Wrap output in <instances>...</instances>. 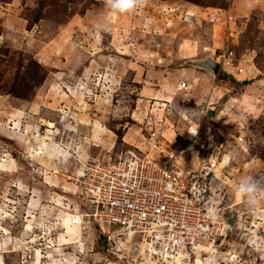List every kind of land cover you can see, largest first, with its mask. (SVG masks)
<instances>
[{"label":"rangeland","instance_id":"374dc122","mask_svg":"<svg viewBox=\"0 0 264 264\" xmlns=\"http://www.w3.org/2000/svg\"><path fill=\"white\" fill-rule=\"evenodd\" d=\"M229 51L240 71L222 66ZM155 69L189 89L151 102ZM203 104L185 142L184 109ZM144 158L184 193L201 169L204 197L175 204L169 229L105 223L90 183ZM245 176L264 186V0H139L125 13L107 0H0V264H264V191L253 214L236 193ZM196 218L200 232L180 226Z\"/></svg>","mask_w":264,"mask_h":264},{"label":"built area","instance_id":"2783aa9c","mask_svg":"<svg viewBox=\"0 0 264 264\" xmlns=\"http://www.w3.org/2000/svg\"><path fill=\"white\" fill-rule=\"evenodd\" d=\"M220 57L223 67H237L233 61V51L222 54ZM241 69L237 67V71ZM178 89L188 90L189 83L186 80L180 81ZM193 129L196 130L195 135L191 133ZM198 131V122L190 124L187 128L189 138L185 142L195 138ZM169 155L172 157L174 153ZM133 156L138 158L135 154ZM201 171L200 169L198 173L191 174V187L184 193L180 191L177 184L179 182L175 180L170 169L150 160L145 161V158L134 159L125 162L122 167L114 166L106 169L102 174L105 178L102 177L101 182L90 183L88 194L93 196L94 200L91 201L89 207L95 205L94 209L99 217H103L102 220L109 225H117L119 229L134 228L138 232H149L152 226L162 227L163 230L166 227L169 229L176 222L177 207L175 204H181L187 198L204 197L202 186L206 184V174H202ZM201 209L193 208L192 212L197 210V213H200ZM192 223L191 226L186 223L180 226L192 227L197 232L203 228L200 218H196Z\"/></svg>","mask_w":264,"mask_h":264},{"label":"crops","instance_id":"0c3cea01","mask_svg":"<svg viewBox=\"0 0 264 264\" xmlns=\"http://www.w3.org/2000/svg\"><path fill=\"white\" fill-rule=\"evenodd\" d=\"M142 22H143V24L145 25V26H147L148 28H152L153 27V24H152V20H142ZM86 30H88V29H86ZM153 30V29H152ZM159 30V29H158ZM89 32L92 34V30L91 29H89ZM150 32V31H149ZM102 34H103V32H101ZM144 34V33H143ZM153 35L155 36V38H157L158 37V34H151L150 33V36L151 37H153ZM109 36V35H108ZM157 36V37H156ZM182 40V44L184 45V46H186L187 44V42L189 41V39H188V37H183V38H181ZM186 40V41H185ZM185 41V42H184ZM191 49H193L192 47H191ZM191 49H189V50H187L186 51V57H191V53L193 54L194 52H191ZM190 51V52H189ZM103 53H101V55L99 54L98 56L97 55H93L90 59H91V62L93 61V60H97V59H99V56L101 57V56H103L102 55ZM163 57V56H162ZM90 62V64L89 65H87L86 67H85V71H87V69H91V65H92V63ZM190 66H191V64H189ZM190 71L192 70V68H188ZM150 72V74L152 73L153 75H155V78L153 79V82H149L148 81V83H151V86H148V88L146 89L147 91H148V95H146L147 97H149L150 98V101L151 102H156V101H154V100H157V99H162V104H167V102L172 98V94L176 91V90H178L177 88V85H176V82H174V84L171 86L169 83H170V81L167 83V84H165V82L164 83H161L160 82V77L161 76H163V70L162 69H155V70H153V71H149ZM192 72V71H191ZM204 72V71H203ZM194 79V81L196 80H198V77H196V79L195 78H193ZM163 82V81H162ZM170 86V87H169ZM217 87V85L215 86V88ZM145 88V87H144ZM191 97H192V99H194V102H195V104H198L199 105V103H202V99H203V97L201 96V94H197V95H195V94H192L191 95ZM198 98V99H197ZM70 99V98H69ZM20 101V103L21 104H23V105H25L24 103L26 102V100H19ZM70 101H72L71 99H70ZM203 102H205V101H203ZM27 103V102H26ZM198 105H195L194 107H192V108H190V107H186L185 109H184V112H183V116H184V118H186V119H189L188 121L190 122V123H199L200 122V119L202 118V117H204V115H205V113H206V109H207V105L205 106L204 104H203V106H201V108L198 106ZM63 106H66L67 107V105L66 104H63L62 105V109L68 114L69 113V110L68 109H66L65 107H63ZM28 109V103H27V108H26V110ZM61 109V107L58 109V111ZM187 110L188 111H190V110H193L194 112L193 113H187ZM60 112V111H59ZM75 113V112H74ZM197 115H201V116H199V118L198 117H196ZM60 117H61V113H60ZM192 117V119H190ZM219 117V116H218ZM226 120V119H225ZM225 120H223V121H220L219 120V118H217V115H216V117H214L213 118V121L214 122H218L217 123V128H221V126H222V123H224L225 122ZM39 122V125H41L40 127H45V125L47 126V124H44L43 122H41L40 120L38 121ZM46 130H48V127L46 128ZM53 131H55V129L53 128ZM222 133L224 134L225 132H224V130H222ZM241 134L240 133H237L236 135H234V137L233 138H235L236 139V142H234L233 140H231V139H226L225 140V142L226 143H228L229 141L231 142H233L232 143V145H231V148L232 149H234L235 147H238L239 145H240V143H239V138L238 137H241L240 136ZM184 136V135H183ZM188 137H189V135H188ZM228 140V141H227ZM209 144H211V143H209ZM208 144V145H209ZM212 144H214L215 146H216V144H215V142H213ZM248 164V163H247Z\"/></svg>","mask_w":264,"mask_h":264},{"label":"clouds","instance_id":"9594fccd","mask_svg":"<svg viewBox=\"0 0 264 264\" xmlns=\"http://www.w3.org/2000/svg\"><path fill=\"white\" fill-rule=\"evenodd\" d=\"M110 8L120 13L133 11L139 0H107ZM193 135L196 134V130H191ZM264 191V186H261L258 180L253 176L243 177L237 184L236 193L239 197L243 198L248 203L250 208L255 214L257 206V194Z\"/></svg>","mask_w":264,"mask_h":264},{"label":"water","instance_id":"95a60500","mask_svg":"<svg viewBox=\"0 0 264 264\" xmlns=\"http://www.w3.org/2000/svg\"><path fill=\"white\" fill-rule=\"evenodd\" d=\"M205 65H207L208 67H210V68L213 69V70H216V69H217V66H216V65L211 64V63H209V62H207Z\"/></svg>","mask_w":264,"mask_h":264},{"label":"trees","instance_id":"16d2710c","mask_svg":"<svg viewBox=\"0 0 264 264\" xmlns=\"http://www.w3.org/2000/svg\"><path fill=\"white\" fill-rule=\"evenodd\" d=\"M10 94H12L11 92H9ZM13 95H15V94H13ZM19 95H21V94H19ZM17 96V95H16Z\"/></svg>","mask_w":264,"mask_h":264}]
</instances>
